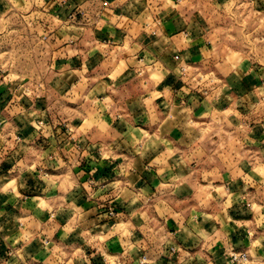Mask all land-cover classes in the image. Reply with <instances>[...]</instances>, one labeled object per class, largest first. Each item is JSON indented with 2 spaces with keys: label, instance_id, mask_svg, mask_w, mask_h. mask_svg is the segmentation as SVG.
<instances>
[{
  "label": "crops",
  "instance_id": "1",
  "mask_svg": "<svg viewBox=\"0 0 264 264\" xmlns=\"http://www.w3.org/2000/svg\"><path fill=\"white\" fill-rule=\"evenodd\" d=\"M230 1L0 0L48 52L0 73V264H264V76L217 52Z\"/></svg>",
  "mask_w": 264,
  "mask_h": 264
},
{
  "label": "rangeland",
  "instance_id": "2",
  "mask_svg": "<svg viewBox=\"0 0 264 264\" xmlns=\"http://www.w3.org/2000/svg\"><path fill=\"white\" fill-rule=\"evenodd\" d=\"M230 2L215 24L217 52L233 68L246 67L264 76V0ZM0 18V73L13 80L40 78L48 59L46 39L38 34L41 28L14 11L2 12ZM234 142L226 144L233 148Z\"/></svg>",
  "mask_w": 264,
  "mask_h": 264
},
{
  "label": "built area",
  "instance_id": "3",
  "mask_svg": "<svg viewBox=\"0 0 264 264\" xmlns=\"http://www.w3.org/2000/svg\"><path fill=\"white\" fill-rule=\"evenodd\" d=\"M183 70H186L185 68ZM110 215H115V210L111 209L109 212ZM146 256H143V260H145ZM248 256L245 253H239V254H232V260L236 262H245L247 261Z\"/></svg>",
  "mask_w": 264,
  "mask_h": 264
}]
</instances>
